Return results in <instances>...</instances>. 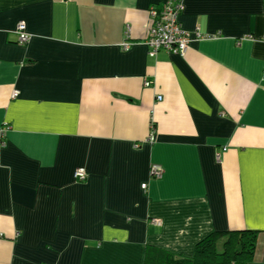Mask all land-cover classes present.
Masks as SVG:
<instances>
[{
    "label": "crops",
    "instance_id": "0c3cea01",
    "mask_svg": "<svg viewBox=\"0 0 264 264\" xmlns=\"http://www.w3.org/2000/svg\"><path fill=\"white\" fill-rule=\"evenodd\" d=\"M166 1L0 0V264H144L242 231L264 264V0H185L206 38L151 55Z\"/></svg>",
    "mask_w": 264,
    "mask_h": 264
},
{
    "label": "built area",
    "instance_id": "2783aa9c",
    "mask_svg": "<svg viewBox=\"0 0 264 264\" xmlns=\"http://www.w3.org/2000/svg\"><path fill=\"white\" fill-rule=\"evenodd\" d=\"M185 0H167L160 8L152 7L151 17L152 26L145 44L149 47L151 55H156L160 50H167L171 53L183 56L192 40H202L206 37L199 32L194 34L184 30L180 23V15L184 11ZM20 44H26L30 40L27 26L21 22L16 29ZM128 49L129 47L126 46ZM148 86V83L146 84ZM18 96V92L14 93ZM161 99V98H159ZM5 129L0 130V142H3ZM163 171L158 166H152L150 177L153 179L161 178ZM75 180L86 179L87 172L79 168L74 172ZM147 184H142V189L146 190Z\"/></svg>",
    "mask_w": 264,
    "mask_h": 264
},
{
    "label": "trees",
    "instance_id": "16d2710c",
    "mask_svg": "<svg viewBox=\"0 0 264 264\" xmlns=\"http://www.w3.org/2000/svg\"><path fill=\"white\" fill-rule=\"evenodd\" d=\"M256 239L253 231L213 233L197 244L192 257L146 246L144 264H251Z\"/></svg>",
    "mask_w": 264,
    "mask_h": 264
}]
</instances>
